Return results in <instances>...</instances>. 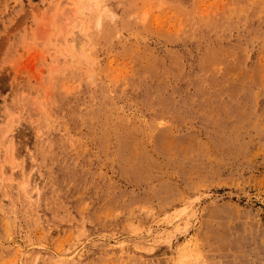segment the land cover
Returning <instances> with one entry per match:
<instances>
[{"label": "rangeland", "instance_id": "rangeland-1", "mask_svg": "<svg viewBox=\"0 0 264 264\" xmlns=\"http://www.w3.org/2000/svg\"><path fill=\"white\" fill-rule=\"evenodd\" d=\"M0 264H264V0H0Z\"/></svg>", "mask_w": 264, "mask_h": 264}]
</instances>
